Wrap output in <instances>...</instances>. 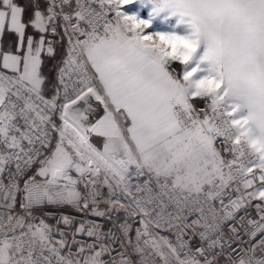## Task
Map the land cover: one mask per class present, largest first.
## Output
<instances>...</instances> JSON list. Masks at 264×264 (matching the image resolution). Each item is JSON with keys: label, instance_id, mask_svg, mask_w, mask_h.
Masks as SVG:
<instances>
[{"label": "snow or ice", "instance_id": "obj_1", "mask_svg": "<svg viewBox=\"0 0 264 264\" xmlns=\"http://www.w3.org/2000/svg\"><path fill=\"white\" fill-rule=\"evenodd\" d=\"M0 264H264V0H0Z\"/></svg>", "mask_w": 264, "mask_h": 264}, {"label": "built area", "instance_id": "obj_2", "mask_svg": "<svg viewBox=\"0 0 264 264\" xmlns=\"http://www.w3.org/2000/svg\"><path fill=\"white\" fill-rule=\"evenodd\" d=\"M63 211L65 212H69V213H72L73 210L71 209H63ZM74 214V213H73ZM82 239H87L86 237H81Z\"/></svg>", "mask_w": 264, "mask_h": 264}, {"label": "bare ground", "instance_id": "obj_3", "mask_svg": "<svg viewBox=\"0 0 264 264\" xmlns=\"http://www.w3.org/2000/svg\"><path fill=\"white\" fill-rule=\"evenodd\" d=\"M95 140H96V137L93 138V142H95Z\"/></svg>", "mask_w": 264, "mask_h": 264}, {"label": "water", "instance_id": "obj_4", "mask_svg": "<svg viewBox=\"0 0 264 264\" xmlns=\"http://www.w3.org/2000/svg\"><path fill=\"white\" fill-rule=\"evenodd\" d=\"M96 139H101V138H96Z\"/></svg>", "mask_w": 264, "mask_h": 264}, {"label": "crops", "instance_id": "obj_5", "mask_svg": "<svg viewBox=\"0 0 264 264\" xmlns=\"http://www.w3.org/2000/svg\"><path fill=\"white\" fill-rule=\"evenodd\" d=\"M146 14V13H145Z\"/></svg>", "mask_w": 264, "mask_h": 264}]
</instances>
